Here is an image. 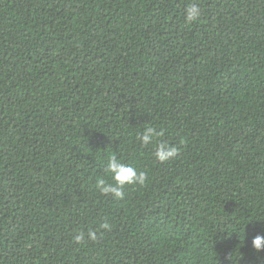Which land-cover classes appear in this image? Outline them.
<instances>
[{
    "label": "trees",
    "instance_id": "1",
    "mask_svg": "<svg viewBox=\"0 0 264 264\" xmlns=\"http://www.w3.org/2000/svg\"><path fill=\"white\" fill-rule=\"evenodd\" d=\"M113 153L148 173L123 200ZM257 233L264 0H0V264H264Z\"/></svg>",
    "mask_w": 264,
    "mask_h": 264
},
{
    "label": "clouds",
    "instance_id": "2",
    "mask_svg": "<svg viewBox=\"0 0 264 264\" xmlns=\"http://www.w3.org/2000/svg\"><path fill=\"white\" fill-rule=\"evenodd\" d=\"M201 9L198 4H188L183 12L186 21H195L199 18ZM164 136V129L145 123L143 129L137 135V140L141 147L152 145L154 151L152 156L160 163L174 159L178 154V147L169 143L167 140L160 139ZM104 176H98L95 179L96 191L104 196H110L116 200H123L125 189L128 186H144L148 179L146 170H138L136 167L124 163L117 158L115 153L109 155L104 161ZM111 226L107 221L101 223L96 229H89L85 232H76L72 239L79 244L86 238L96 241L98 236H102L104 231H110ZM251 247L254 252L264 251V235L257 233L251 239Z\"/></svg>",
    "mask_w": 264,
    "mask_h": 264
}]
</instances>
